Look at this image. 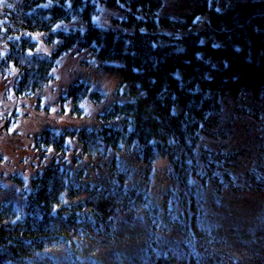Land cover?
<instances>
[{
  "label": "trees",
  "instance_id": "trees-1",
  "mask_svg": "<svg viewBox=\"0 0 264 264\" xmlns=\"http://www.w3.org/2000/svg\"><path fill=\"white\" fill-rule=\"evenodd\" d=\"M184 1L192 6L178 17L163 12L165 0L0 5V78L12 80L5 100L38 97L59 62L81 53L89 55L81 67L118 76L126 90L124 97L115 93L94 126L81 106H101L107 91L77 82L52 101L51 111L58 102L61 114L70 110L74 122L85 116L86 124L45 128L33 149L67 156L79 146L115 180L100 186L83 178L86 166L65 162L29 181L15 178L25 203L0 205V264H264V220L221 212L229 206L222 201L264 191V165L239 173L248 149L220 143L230 135L226 102L248 96L264 104V0ZM41 44L50 51H40ZM18 106L9 118L0 107V135L11 133ZM235 110L251 122L264 115L256 116L258 105ZM122 143L148 154L150 163L167 155L177 181L162 195L144 192L132 176L123 184L138 159L111 158ZM256 209L264 214V202ZM130 240H141L136 251L126 248ZM53 247L63 260L48 253Z\"/></svg>",
  "mask_w": 264,
  "mask_h": 264
},
{
  "label": "rangeland",
  "instance_id": "rangeland-1",
  "mask_svg": "<svg viewBox=\"0 0 264 264\" xmlns=\"http://www.w3.org/2000/svg\"><path fill=\"white\" fill-rule=\"evenodd\" d=\"M188 6H192V4L184 0H165L163 12L172 17H178L179 14L184 13V11L188 9ZM38 37L39 41L42 40V37ZM41 46L42 44L40 45V51H50V49ZM88 57L89 55L87 53H81L78 56L73 54L72 56L67 55L63 58L59 62V66L56 70L55 80L52 84L51 81L47 83L44 88H42L38 97L35 95L34 97L24 99H16L13 97L12 100H5L3 98L4 91L9 87L11 88L12 80L0 78V107L3 106V113L7 114L9 118V114L12 112L13 107L19 104V110H17L19 115H17V117L10 116L11 120L14 122L11 133L6 132L0 135V205L11 200H14L20 206L24 205L25 199L22 193L23 189L19 187L15 178L25 177V179L29 181L31 177L43 172L47 167L55 164H63V162H65L64 164L67 167L72 168L86 166L87 172L83 178L95 184H99L100 186H104L108 181H112L113 177L106 173L108 167L104 168V162H100V160L97 159L90 160L88 156L82 157V151L79 146H74L68 152L67 156L63 154L56 155L53 150H51L50 153L41 155L33 149L35 137L45 128L56 126L58 128L55 130H61L65 127H83L86 124L85 116L77 123L74 122L77 117H75L70 110L61 114L58 102L53 104V111H51L52 101L56 100L59 94L68 91L72 84L77 82H88L92 84L96 90L100 92L107 91L109 93V96H106L101 106H96L97 104L90 100H87L83 104V109L92 126L97 123V115L99 113H104L105 110L110 109V102L114 101L115 93H117L118 97L125 94V89L118 88V76L102 73L98 70L95 71L92 70V68L86 69L81 67L84 65L81 60H87ZM125 87L128 89V86ZM233 101L234 105L228 102L223 105V113L224 115H228V117L226 116L225 123L228 125L230 135L220 143H224L225 149L227 150L232 148L241 150L248 149L247 153L240 158L242 164L239 173H241L258 164L264 165V131L261 130L262 125L264 127V104L257 103L261 110H259L256 115H263V118L251 122L241 115V113L237 112L235 106L248 108L257 107V105H255L256 103L248 96L236 97ZM4 121L5 117L1 125L4 124ZM216 144L217 140L211 139V145L216 147ZM120 148H122L121 152L117 153L116 150H112L109 156L111 158L117 157L127 162H135V160L138 159V163L131 170V174L125 179L123 184H129L131 178L137 179L139 182H142L141 188L144 192H148L151 195H162L159 193L168 189L177 181L174 175V169L176 168H173L167 155L162 154L155 156L153 163H150L151 158L148 154L139 152L136 150L137 148L134 149L126 143H122ZM73 155L81 157L77 164H73L70 161ZM143 159H146V161L144 162ZM113 179L115 180V178ZM20 180L22 181V178H20ZM225 197H228V195ZM262 202H264V191L258 193L246 192L239 197L231 198L230 201H222L221 203L223 205L227 203L229 206L222 209L221 212L228 217H230V212H235L239 216L237 220L248 218L249 216L247 213H250L253 218L260 217L259 220H264V214L256 209ZM126 243V248L128 250L136 251L139 244L142 242L141 240H139V242L130 240ZM98 252V250L93 252L94 257L95 255H99ZM48 253L58 260H63L64 258L63 250L59 247L50 248Z\"/></svg>",
  "mask_w": 264,
  "mask_h": 264
},
{
  "label": "snow or ice",
  "instance_id": "snow-or-ice-1",
  "mask_svg": "<svg viewBox=\"0 0 264 264\" xmlns=\"http://www.w3.org/2000/svg\"><path fill=\"white\" fill-rule=\"evenodd\" d=\"M4 3H5V0H0V5H3ZM57 27H59V26H57ZM0 55H2V54H0ZM81 107H83V105Z\"/></svg>",
  "mask_w": 264,
  "mask_h": 264
}]
</instances>
